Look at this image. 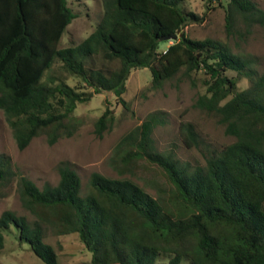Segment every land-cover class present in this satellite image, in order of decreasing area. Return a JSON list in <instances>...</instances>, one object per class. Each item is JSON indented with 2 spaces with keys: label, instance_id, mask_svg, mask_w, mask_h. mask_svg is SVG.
Masks as SVG:
<instances>
[{
  "label": "trees",
  "instance_id": "obj_1",
  "mask_svg": "<svg viewBox=\"0 0 264 264\" xmlns=\"http://www.w3.org/2000/svg\"><path fill=\"white\" fill-rule=\"evenodd\" d=\"M183 1L100 0L93 30L75 45L57 47L76 17L66 0H0V111L17 149L40 135L47 145L72 136L79 126L74 109L93 95L111 93L127 111L121 95L135 69L149 71L153 89L178 72L189 77L202 71L204 92L193 107L233 138L209 151L203 165L190 168L155 148L152 131L163 115L150 113L116 140L109 164L121 172L141 160L155 165L167 188L152 196L130 178L92 172L82 192L66 162L56 166L58 181L52 186L38 188L20 176L17 193L34 219L2 211L0 250L12 227L42 264H57L43 240L49 226L59 235L76 234L90 252L89 264H155L164 255L168 264H264V70L258 73L251 60L217 40L182 32L159 49L168 41L161 38L200 21ZM237 16L264 31V10L251 0H227V33ZM55 63L81 85L71 86L55 74ZM228 71L248 84L238 88ZM112 120L113 111L105 106L93 134L100 138ZM179 132L186 145H197L192 124L179 122ZM8 172L0 158V180Z\"/></svg>",
  "mask_w": 264,
  "mask_h": 264
},
{
  "label": "rangeland",
  "instance_id": "obj_2",
  "mask_svg": "<svg viewBox=\"0 0 264 264\" xmlns=\"http://www.w3.org/2000/svg\"><path fill=\"white\" fill-rule=\"evenodd\" d=\"M75 13L62 33L57 47L75 45L95 27L100 14V0H66ZM264 10V0H251ZM227 0H184L183 8L200 18L199 22L188 23L180 31L193 39L211 38L225 44L232 53L251 60V67L259 73L264 70V31L257 25L246 26L236 17L231 32L225 30V5ZM161 43L159 49L170 44ZM52 71L71 86H80V80L63 72L55 63ZM228 76L236 79L237 87L248 84V79L235 77L232 71ZM204 75L195 71L189 77L180 72L163 82L160 88L150 86V73L147 69L131 70L125 82L122 99L128 104L125 111L111 93L93 95L88 102L78 104L73 116L78 118L79 126L74 134L58 139L47 145L43 135L34 137L22 150L17 149L12 132L0 111V158L8 163L9 172L0 180V213L10 210L27 221L34 216L25 210L17 193L20 176L31 180L38 188L55 185L58 181L56 166L66 162L78 175L82 192L88 190L90 173L97 172L105 177H127L136 182L152 196L158 188L168 187L162 171L155 165L138 161L130 170L121 172L111 167L109 157L116 140L127 130L138 125L148 114L161 112L163 123L152 131V139L158 151L168 153L180 164L193 168L204 164V157L211 150L220 149L233 138L226 135L215 119L193 107L196 97L204 92ZM105 99L109 105L105 104ZM107 106L113 111V120L97 138L93 134V123ZM179 122L192 124L196 132L197 145H186L179 132ZM15 230L10 227L4 233V245L0 250V262L42 264L30 250L28 244L16 239ZM44 242L49 244L55 254L57 264H89L90 252L86 250L76 234L59 235L49 226L45 227ZM155 264H168V256H159ZM179 264H186L181 260Z\"/></svg>",
  "mask_w": 264,
  "mask_h": 264
},
{
  "label": "water",
  "instance_id": "obj_3",
  "mask_svg": "<svg viewBox=\"0 0 264 264\" xmlns=\"http://www.w3.org/2000/svg\"><path fill=\"white\" fill-rule=\"evenodd\" d=\"M178 36H179V29H177L176 33L171 34V35H167V36L161 38V40H175V39H177Z\"/></svg>",
  "mask_w": 264,
  "mask_h": 264
}]
</instances>
